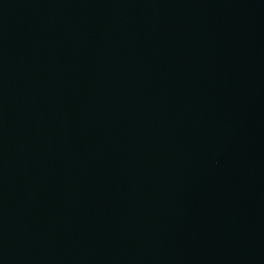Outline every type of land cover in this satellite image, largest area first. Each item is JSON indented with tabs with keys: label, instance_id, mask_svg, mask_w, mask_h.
Masks as SVG:
<instances>
[{
	"label": "water",
	"instance_id": "95a60500",
	"mask_svg": "<svg viewBox=\"0 0 264 264\" xmlns=\"http://www.w3.org/2000/svg\"><path fill=\"white\" fill-rule=\"evenodd\" d=\"M0 264H264V0H0Z\"/></svg>",
	"mask_w": 264,
	"mask_h": 264
}]
</instances>
